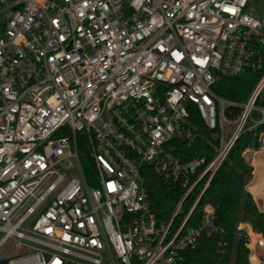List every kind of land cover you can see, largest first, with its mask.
Returning <instances> with one entry per match:
<instances>
[{
  "label": "built area",
  "instance_id": "obj_1",
  "mask_svg": "<svg viewBox=\"0 0 264 264\" xmlns=\"http://www.w3.org/2000/svg\"><path fill=\"white\" fill-rule=\"evenodd\" d=\"M246 70L260 73L246 101L213 90ZM262 95L264 0H0V250H15L0 264H180L204 232L223 253L211 204L196 226L184 229L192 209L171 223L264 125ZM191 110L215 131L210 159L174 153L173 138H196ZM145 164L184 188L168 223L150 209ZM244 230L249 264H264V236Z\"/></svg>",
  "mask_w": 264,
  "mask_h": 264
},
{
  "label": "trees",
  "instance_id": "obj_2",
  "mask_svg": "<svg viewBox=\"0 0 264 264\" xmlns=\"http://www.w3.org/2000/svg\"><path fill=\"white\" fill-rule=\"evenodd\" d=\"M260 73L246 70L236 76L219 75L212 86L221 97L244 102L250 95ZM264 105V95L257 99ZM239 113L238 108H229L226 114L234 118ZM189 122L194 127L196 138L186 145L181 137H175L171 143L175 146L174 153L183 160L193 157L207 156L210 159L215 154L217 139L215 131H211L199 118L190 111ZM264 125L254 130H248L238 136L230 148L226 158L210 178L203 189L206 177L190 192L180 204L177 214L172 220V230L177 229L188 215L184 229L198 225L202 210L206 204H211L215 210V224L226 231L225 250L219 254L215 251L217 233L204 232L195 247L182 250L180 264H249L248 248L245 246V230L238 229V224L246 220L253 230L264 236V212L258 209L256 202L245 185L251 177L252 166L242 155L246 148H258L257 133ZM86 170L92 168V159L83 158ZM144 178L147 200L154 212L157 223H168L175 211L184 188L179 182L163 179L155 172L152 164H145L141 169ZM199 200L195 203L196 198Z\"/></svg>",
  "mask_w": 264,
  "mask_h": 264
},
{
  "label": "crops",
  "instance_id": "obj_3",
  "mask_svg": "<svg viewBox=\"0 0 264 264\" xmlns=\"http://www.w3.org/2000/svg\"><path fill=\"white\" fill-rule=\"evenodd\" d=\"M242 155L252 166L251 177L245 188L253 196L259 210L264 212V149L248 147Z\"/></svg>",
  "mask_w": 264,
  "mask_h": 264
},
{
  "label": "rangeland",
  "instance_id": "obj_4",
  "mask_svg": "<svg viewBox=\"0 0 264 264\" xmlns=\"http://www.w3.org/2000/svg\"><path fill=\"white\" fill-rule=\"evenodd\" d=\"M70 172V174L69 175H76V171L74 170V169H70L69 170ZM259 209V208H258ZM242 223H241V225H240V223L238 224V226L240 227V229H245V228H247V226H250V224L246 221V220H243V221H241ZM251 227V226H250ZM252 228V227H251ZM255 231V230H254ZM258 233H260V232H258ZM262 234V233H261ZM15 250L14 249H8V248H6V247H3V249H1L0 250V257H7V256H10V255H12L13 254V252H14ZM263 262H264V259H263Z\"/></svg>",
  "mask_w": 264,
  "mask_h": 264
},
{
  "label": "bare ground",
  "instance_id": "obj_5",
  "mask_svg": "<svg viewBox=\"0 0 264 264\" xmlns=\"http://www.w3.org/2000/svg\"><path fill=\"white\" fill-rule=\"evenodd\" d=\"M263 184V183H262ZM258 190V189H257Z\"/></svg>",
  "mask_w": 264,
  "mask_h": 264
}]
</instances>
